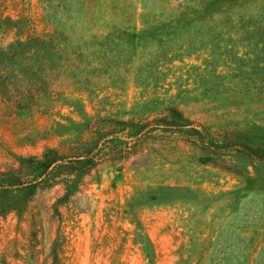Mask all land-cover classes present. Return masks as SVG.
I'll return each instance as SVG.
<instances>
[{"label":"rangeland","instance_id":"obj_1","mask_svg":"<svg viewBox=\"0 0 264 264\" xmlns=\"http://www.w3.org/2000/svg\"><path fill=\"white\" fill-rule=\"evenodd\" d=\"M30 38L54 61L0 97V171L102 118L201 134L129 127L76 184L0 191V264H264V0H0L1 44Z\"/></svg>","mask_w":264,"mask_h":264},{"label":"trees","instance_id":"obj_2","mask_svg":"<svg viewBox=\"0 0 264 264\" xmlns=\"http://www.w3.org/2000/svg\"><path fill=\"white\" fill-rule=\"evenodd\" d=\"M5 21L10 22L8 19ZM49 46V41L37 38L5 45L0 42V97L8 102V106L16 109L31 108L36 103V96L45 91V76L52 68L55 56ZM29 48H34V52L26 56ZM135 125L124 124L113 118H102L88 126L86 136L64 149L51 147L43 151L40 157H20L15 167L0 171V191L36 184L51 185L55 181L66 186L76 184L75 180L81 172L97 163L101 152L112 156L124 152L125 149L114 141L124 142L128 147L131 142L121 139L119 133L129 127H134V130L128 133V137L134 139L141 135L149 136L158 130L171 133L181 131L190 137L201 134L194 127L180 124L177 119L167 115L155 117L149 125Z\"/></svg>","mask_w":264,"mask_h":264}]
</instances>
